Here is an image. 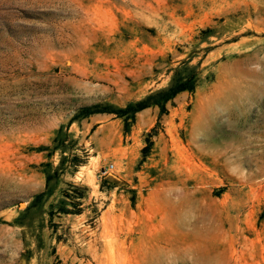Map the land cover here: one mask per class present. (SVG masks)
Here are the masks:
<instances>
[{
  "label": "rangeland",
  "instance_id": "374dc122",
  "mask_svg": "<svg viewBox=\"0 0 264 264\" xmlns=\"http://www.w3.org/2000/svg\"><path fill=\"white\" fill-rule=\"evenodd\" d=\"M187 52L212 78L157 122L150 105L126 133L111 112L68 125L80 212L11 222L43 187L29 147L82 104L163 85ZM0 264H264V0H0Z\"/></svg>",
  "mask_w": 264,
  "mask_h": 264
},
{
  "label": "trees",
  "instance_id": "16d2710c",
  "mask_svg": "<svg viewBox=\"0 0 264 264\" xmlns=\"http://www.w3.org/2000/svg\"><path fill=\"white\" fill-rule=\"evenodd\" d=\"M209 34L217 33H214L209 25H205L198 28L195 36L198 41H201L205 40ZM193 55L194 53L187 52L185 57L170 67L169 77L163 85L149 89L137 98L128 99L122 104L104 101L78 106L64 123H59L52 129L47 143L29 147L32 150L43 151L45 158L34 163L36 169L43 175V187L30 194L26 204L17 210L11 222L29 228L34 227L33 230L37 233L43 224L44 213L50 221L53 215L80 212L88 187L65 179L64 176L73 174L77 166L85 161L87 153L81 145L77 146L79 150L75 149L77 138L72 137L68 125L94 112H111L120 119L122 131L126 133L130 131L135 121V113L150 105L157 107V122L159 115L167 110L166 103L172 102V98L178 92L182 90L193 92L203 81L212 78V73L209 71L201 73L202 68L198 67L199 60L190 62ZM155 132L153 125L144 133L146 142L141 147L143 155L152 143L150 136ZM53 154H57L55 161L51 158ZM107 177L109 178L106 174L101 176L99 188H109L119 183L114 178L109 183L106 181ZM34 213L36 217H33Z\"/></svg>",
  "mask_w": 264,
  "mask_h": 264
},
{
  "label": "crops",
  "instance_id": "0c3cea01",
  "mask_svg": "<svg viewBox=\"0 0 264 264\" xmlns=\"http://www.w3.org/2000/svg\"><path fill=\"white\" fill-rule=\"evenodd\" d=\"M173 99V98H172ZM147 107V106H146ZM143 108H145V107H143Z\"/></svg>",
  "mask_w": 264,
  "mask_h": 264
}]
</instances>
